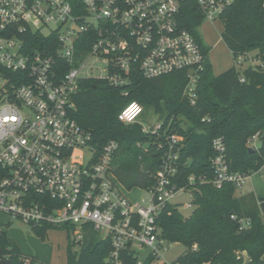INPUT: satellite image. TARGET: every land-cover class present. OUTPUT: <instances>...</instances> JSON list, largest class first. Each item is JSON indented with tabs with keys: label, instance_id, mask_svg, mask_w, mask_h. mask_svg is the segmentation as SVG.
<instances>
[{
	"label": "built area",
	"instance_id": "obj_1",
	"mask_svg": "<svg viewBox=\"0 0 264 264\" xmlns=\"http://www.w3.org/2000/svg\"><path fill=\"white\" fill-rule=\"evenodd\" d=\"M78 1L79 8L72 0H0V65L7 71L0 72V216L70 230L76 244L92 225L111 238L106 264H125L126 250L139 263L144 260L140 254L148 252L146 258L152 256L157 264L170 244L161 235L158 218L178 193L191 191L173 181L183 138L173 133L160 141L161 162L153 172L148 197L132 201L114 173L120 143L111 139L102 147L93 144L92 132L71 115L76 109L74 96L89 78L125 86L135 73L155 79L186 71L183 97L195 105L205 54L197 37L179 24L187 0ZM194 1L204 19L214 22L236 0ZM85 33H90L91 42L82 50L78 39ZM41 35L56 37L55 53L27 49L28 38ZM243 62L240 57L238 67ZM133 104L139 109L136 115L121 118ZM143 114V105L131 101L118 118L126 124L140 123L145 133L159 134L163 121L144 125ZM212 145L213 184L221 187L230 181L243 186L250 175L230 169L224 138H213ZM263 172L264 162L257 173ZM195 180L194 175L189 177L190 183ZM190 207L192 202L186 205ZM239 221L250 224L246 218ZM12 258L2 255L0 264L2 260L14 264ZM18 264L42 262L22 254Z\"/></svg>",
	"mask_w": 264,
	"mask_h": 264
},
{
	"label": "trees",
	"instance_id": "obj_2",
	"mask_svg": "<svg viewBox=\"0 0 264 264\" xmlns=\"http://www.w3.org/2000/svg\"><path fill=\"white\" fill-rule=\"evenodd\" d=\"M79 8L78 0H72ZM79 10V9H78ZM222 38L234 59L247 60L256 51V65L246 68L233 65L214 75L209 62V49L202 44L205 54L204 69L198 87V100L192 105L183 97L188 81L186 71H176L155 79L140 73L132 76L125 86H114L107 80L89 78L81 82L74 96L76 109L72 117L90 130L93 144L102 147L115 139L120 143L114 160L115 173L128 189L148 190L154 183L153 172L161 162L162 149L158 144L167 134L177 133L182 140L180 163L173 181L192 191L193 210L186 216L178 204L169 203L160 214L161 235L170 244L182 243L187 251L177 260L182 264L211 261L217 264H264V197L251 191L239 194L234 182L221 187L213 184L211 159L215 154L212 141L222 136L227 146L230 169L246 175L257 173L264 162V10L262 0H236L222 16ZM179 24L196 36V29L204 15L194 0L182 5ZM90 33L78 39V47L87 50ZM27 49L56 52V37L28 38ZM0 72L7 71L0 65ZM244 78L242 81L241 79ZM16 81L15 78H13ZM124 92H127L125 94ZM131 101L159 115L163 128L159 134L142 131L140 123L126 124L119 120L121 109ZM166 131V132H165ZM166 134V135H165ZM258 135L260 144L251 146ZM141 146H138V144ZM250 147L254 150H250ZM143 166V171L141 170ZM194 175L195 182L189 177ZM236 215L237 218H232ZM241 218L250 224L243 226ZM36 235L45 239L51 225L32 226ZM67 246V264H106L112 249L110 237L101 236L92 225L86 227L84 240L76 244L71 239ZM197 244V249H193ZM11 254L14 264L22 255L19 246L0 230V256ZM122 258L125 264H153L148 256L141 263L130 250ZM42 264H48L41 261Z\"/></svg>",
	"mask_w": 264,
	"mask_h": 264
},
{
	"label": "rangeland",
	"instance_id": "obj_3",
	"mask_svg": "<svg viewBox=\"0 0 264 264\" xmlns=\"http://www.w3.org/2000/svg\"><path fill=\"white\" fill-rule=\"evenodd\" d=\"M223 30L224 22L222 19H218L214 22L204 19L195 32L196 37L209 49V62L212 65L213 74L215 75L228 70L233 65H241L238 63V60L236 61L234 59L232 51L223 40ZM255 54L256 51L249 53L247 60L244 59L242 68H246L248 65H256L258 63V61L255 60ZM159 121H161L159 115H156L151 109L147 111L142 119L144 125L154 124ZM254 144H256V146L260 144V139L256 138L255 142L253 141L250 145L253 146ZM141 170H144L143 166H141ZM119 181L124 189L129 192L130 189H128L121 180ZM257 183H260L263 188L258 189L255 187ZM249 190L255 191L256 193L263 195L261 197H264V172L252 174L249 180L237 189L238 193H245ZM130 194V197L132 196L137 200L139 199V201H141L140 199L144 196L148 197L145 188H141V190L140 188H133ZM190 202H192L190 190L180 192L172 199V203L178 204L182 213L186 216H189L193 210L192 207L186 208V205ZM7 219L10 218L0 216V227L7 233L10 241L19 246L23 254L33 255L48 264H67V246L70 235L65 229L52 228L48 231L47 237L42 239L35 234L30 224L16 219H10L12 222L6 224L5 222ZM100 235L104 236L103 234ZM186 251L187 247L184 244L171 243L168 245V249L163 251L162 256L156 260V263H171L177 260ZM147 255L148 252H142L140 254V259H145Z\"/></svg>",
	"mask_w": 264,
	"mask_h": 264
},
{
	"label": "crops",
	"instance_id": "obj_4",
	"mask_svg": "<svg viewBox=\"0 0 264 264\" xmlns=\"http://www.w3.org/2000/svg\"><path fill=\"white\" fill-rule=\"evenodd\" d=\"M221 73H223V71L221 72ZM221 73H218V74H216V76L217 75H219V74H221ZM215 75V74H214ZM157 115V114H156ZM160 118V117H159ZM114 169H115V166H114ZM116 175V174H115ZM251 177V175L249 176V178ZM116 178L118 179V180H120L119 179V177L116 175ZM249 178L247 179V181L249 180ZM246 181V182H247ZM255 187H257L258 189H262L263 188V186L260 184V183H257V185H255ZM135 188H139V187H135ZM133 189H131V190H129V192L126 190V193H127V195H128V197L132 200V201H139V199L137 200L136 198H134V197H130L129 196V194H130V192L132 191ZM140 190H141V188H140ZM147 191V190H146ZM249 192H251V190H249V191H247V192H245V193H243V192H240L239 194H246V193H249ZM253 192H255V191H253ZM255 194L258 196V197H261V196H263V195H260V194H258V193H256L255 192ZM131 195V194H130ZM144 198H146L145 196L144 197H142V199H144ZM142 199H140V200H142ZM179 209H180V207H179ZM181 210V209H180ZM10 240V239H9Z\"/></svg>",
	"mask_w": 264,
	"mask_h": 264
},
{
	"label": "clouds",
	"instance_id": "obj_5",
	"mask_svg": "<svg viewBox=\"0 0 264 264\" xmlns=\"http://www.w3.org/2000/svg\"><path fill=\"white\" fill-rule=\"evenodd\" d=\"M139 111V109L137 108V106L135 104H133L126 113H124L122 115L121 118H124V116H127L129 119H131L134 115H136V113Z\"/></svg>",
	"mask_w": 264,
	"mask_h": 264
},
{
	"label": "water",
	"instance_id": "obj_6",
	"mask_svg": "<svg viewBox=\"0 0 264 264\" xmlns=\"http://www.w3.org/2000/svg\"><path fill=\"white\" fill-rule=\"evenodd\" d=\"M250 150H254V148H252V147H250ZM3 264H12V262L11 261H7V260H2L1 261Z\"/></svg>",
	"mask_w": 264,
	"mask_h": 264
}]
</instances>
